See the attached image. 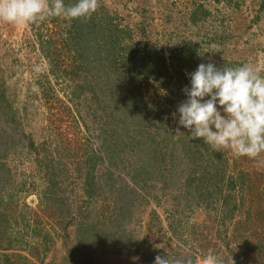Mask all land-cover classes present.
I'll return each mask as SVG.
<instances>
[{"label": "rangeland", "instance_id": "374dc122", "mask_svg": "<svg viewBox=\"0 0 264 264\" xmlns=\"http://www.w3.org/2000/svg\"><path fill=\"white\" fill-rule=\"evenodd\" d=\"M70 1L64 0L66 5ZM262 3L263 0H98L95 16L101 27L111 26L108 32L113 28L116 60L103 59L101 74L92 71L95 78H86L89 74L85 70L66 76L56 66L61 61L62 68L75 67L69 57L73 51L64 45L67 33L59 41L52 31L64 32L66 20L50 17L23 26L0 22V133L12 138V142L1 138L3 145L0 144V264H154L157 255L202 261L209 250L224 264H264V166L222 151L229 165L236 161L244 165L239 170L237 166L234 175L245 169L254 189L245 197L249 201L233 217L226 208H233L234 201L224 198L225 191L222 196H206L203 188L208 178L200 173L204 167L213 166L205 162V153L210 157L208 145L203 144L201 159L194 164L187 158L182 161L180 152L166 148L164 136L160 135L166 131L164 126L171 121L178 102L187 99L183 89L190 87V77L188 83L177 78L175 81L161 75L163 70L159 69L166 66L173 73L176 54L186 43L193 42L198 44L197 56L204 62L252 63L264 70ZM199 4L210 12L206 19L202 15L207 12H192ZM194 13L195 24L191 21ZM57 19L59 26L54 23ZM106 30L101 29L100 35L107 36ZM223 37L230 41L221 45ZM53 42L55 47H51ZM144 54L148 55L147 65L156 72L151 76L142 74L133 61ZM37 67L40 71H36ZM118 95L126 102L121 99L124 103L116 105ZM170 99L174 102L170 103ZM103 100L109 102L106 112L100 104ZM5 106L11 110H5ZM175 116L178 122V113ZM15 128V132L10 131ZM127 128L129 136L124 132ZM112 130L119 137H111ZM149 131L159 145L149 148ZM115 138L123 141V145L118 144L121 154L117 156L122 160H117L119 167L108 170L115 175L117 186L135 187L138 194L131 197L140 196L133 207L123 208L129 213L120 231L125 240L130 239L124 246L139 243L141 249L136 255L133 247V255L116 253L109 241V233L115 232L116 202L100 193L108 188L103 170L94 174L101 191L93 197L77 163L94 154L103 157V140ZM130 138H136L138 146L130 145L135 142ZM173 139L178 141L179 137ZM13 146L18 147L16 153ZM66 149L75 150L77 156H69ZM49 161L55 175L47 171L45 162ZM148 162L155 168L158 165L156 177L144 175L148 183L144 185L142 181L137 186L127 167ZM190 170H196L199 176L193 186L186 184ZM171 177L179 186L172 191L165 188ZM81 206L105 208V224L90 232L81 229ZM91 218L97 221L94 215ZM118 241L122 239L116 244Z\"/></svg>", "mask_w": 264, "mask_h": 264}, {"label": "trees", "instance_id": "16d2710c", "mask_svg": "<svg viewBox=\"0 0 264 264\" xmlns=\"http://www.w3.org/2000/svg\"><path fill=\"white\" fill-rule=\"evenodd\" d=\"M76 2V0H71L70 4H74ZM262 6L264 7V0L262 3ZM204 5L199 4L198 7L193 10L192 12H207V14H203L202 16L205 18L207 15H210V12L208 11V9H206L204 11ZM98 12V10L96 11ZM95 12V13H96ZM95 13L92 15L91 19L88 20L87 22H82L81 20H73L71 21V23H69L67 21L66 24V29L63 31H56L53 28V32L60 37V40H62V37L64 36L65 33H67V36L65 37V47L67 45L70 46L71 50L73 51L69 57L72 58V62L74 64V69L72 68H62V63H59L61 61H58L56 63V66L61 70V72L63 71V74L67 75H74L75 72L77 75L80 74V72H82V70H85L87 74L85 77H92L95 78V76H93L94 74L92 73L93 70H95L96 72H98V75L101 74L100 71V67L101 66V61L103 59H106V61H114L116 60V51L114 50V42H115V38H114V34H113V28L111 29L112 32H108V30L110 27H101L100 24V20H98V18H96ZM193 19L191 20L194 24L197 23V16L194 13L193 15ZM201 16V18H203ZM206 19V18H205ZM260 18L257 17V21ZM58 21H55V25L59 26V19H57ZM102 30H106L105 33H107L108 35H100V32ZM103 33V32H101ZM221 39V38H220ZM219 39V40H220ZM223 41H219V43L221 45H224V43L226 41H230L229 37H223L222 38ZM68 42V43H67ZM56 43H58V41H56ZM103 46H110L109 49H106ZM51 47H55V43H51ZM224 48H221L220 50L222 51ZM198 50H199V46L197 43H189V44H185L182 48V50H180V52H178L175 56V59L177 60V64L175 67V70L173 71V73L169 72L170 70L166 69L167 67L164 66L160 69L163 70L160 74L161 75H165L168 76V78L170 79H175L176 78L179 79L180 81H185L186 83H188V78L190 77L188 76L189 73L195 71L198 67L199 64L201 63H209V62H204L205 60L198 57ZM147 54L141 55L140 57H138L136 60H133L134 62H137L138 64V68L139 70L142 72V74L151 76L152 74H155L156 72L153 71V67L152 65L148 66L146 63V58H147ZM134 57V53L130 56V58ZM76 64V65H75ZM243 63H237V62H226L224 61L223 63L220 64H215L218 68L221 67H236V66H240ZM91 75V76H90ZM90 84H93L92 82H90ZM136 86V85H135ZM133 87L134 90H137L136 87ZM140 86V85H139ZM93 87V85H92ZM118 88H120V86H118ZM174 88H172L170 90V95L172 93ZM100 90V89H99ZM94 91H96V89L94 88ZM119 98H115L114 102L116 105H121V102L125 101L124 97H120V95H118ZM121 99L123 101H121ZM103 104L100 103L103 107V110L106 112L107 109L109 107H106L108 105V101L107 100H103ZM126 102V101H125ZM170 103H173V99L169 100ZM124 103V102H123ZM182 102H178V105H176L175 113L177 112L178 106L179 104ZM106 105V106H105ZM126 109H127V105L125 104ZM5 110L10 111L11 107L10 106H5ZM130 110V109H129ZM145 114H150L149 110L145 112ZM13 117V114H11ZM169 115V114H168ZM176 116L174 115H170V120L168 121L167 125L164 126L165 128L163 130H166L164 132H160V135L164 136V144L165 147L168 148L169 150H171V152H180L181 154H183L182 157V161L183 159L187 158V160H190L192 163L198 161L199 159H201V155L203 153V141L202 139H196L193 140L190 136V133L188 132L187 129L183 128L182 126H178V122H175V118ZM178 118H179V114H178ZM10 120H13V118ZM1 122V121H0ZM180 128V132H177V128ZM17 128L10 130L15 132ZM183 129V130H182ZM127 131V136L130 135L131 131H128V128L124 130V132ZM154 131V130H152ZM152 131L147 132V135L149 137H151V144L149 146V148L153 146H157L160 144L159 141L155 140V135L152 133ZM124 132H121V134H123ZM4 133V132H3ZM120 133V132H119ZM118 136V133L116 131L111 132V137L113 136ZM179 137L178 141L174 140V137ZM119 137V136H118ZM8 140L9 142H12V138L11 135L6 136L5 134L2 135V133H0V144L1 146L3 145L1 140L3 139ZM132 141H135L133 143H131L130 145L132 146H138V142H136V138H130ZM176 142V144L174 143V141ZM15 142V141H14ZM103 144V152H104V156H100L97 154L91 155L87 158L86 161H78L77 163L80 165V174H81V178L82 180L85 182L86 186L91 189V191H93V197L95 193H98L99 191H101V186L98 184L96 177L94 176V174L98 171L103 170L102 172V176H105L107 178V182H106V187L104 190H102L100 193L101 194H105L108 197H113L114 198V202H116V206L114 208L116 218L113 222V226L115 228V232H111L109 233V241L111 243H113V246L115 247V252L116 253H124L126 252L127 255H133V251H132V247L134 248V255L138 254L137 250L141 249L139 248L137 245L139 243H131L132 246H130L129 244L124 246L126 243L130 242V239L128 238V240H125V235L124 237L120 235V231L121 229L125 226V223L127 221V217H128V213L129 212H125L124 209L127 207H133L134 203L136 202V199L140 196H138L137 198H132V195H137L138 192L136 189H134L135 187H131L130 185H123V186H117L118 182L117 180H115V175L113 174V172H111L110 169H114L115 167H119L120 164L117 163V160H122L120 158H117V156H120L121 152L118 149V144H122L123 145V141L121 142L120 139L115 138L113 141L112 140H107V142H105V139L102 142ZM108 144V146H107ZM106 145V146H105ZM0 146V148H1ZM180 146V147H179ZM15 150L14 153H16V150L18 149V147L16 148V146H13ZM128 148H129V144H128ZM68 151V155L69 156H73L76 157L77 154H75V150H73L72 152L69 151L68 149H66ZM211 149H209V147L207 146V151L210 153V157L208 156V153H205V156L208 157V159L205 161L207 163H211L213 164V166H207L204 167L203 171L200 173L202 175V177L208 178V181L205 182L206 183V187L203 188V190H205L206 192V196H213L216 197L218 195L222 196V192L225 191L226 194L224 196V198H230L234 201V207L233 208H226L229 211V216L233 217L234 212L237 211V209H240V207L242 205H245V203H247L249 201V199L245 198L246 195L248 193H250V191H252L254 188L252 186V181L249 180V178L247 177L248 175L246 173H244L245 169L242 171H238V173H240L238 176H235L234 173L237 169L238 166V170L240 169V167H243L244 165H242L241 163H234L233 165H229L230 163H228V159L224 157V153L223 152H215V151H210ZM86 152V150H84V153ZM141 152V151H140ZM174 157V156H173ZM116 161V162H115ZM143 161H146L145 158H143ZM50 162V161H49ZM45 162L46 163V168L47 171L49 173H52L53 175H55L54 172V167L52 166L51 162ZM105 163L107 165H105ZM122 164V163H121ZM195 164V163H194ZM57 165V164H56ZM97 165L100 166V168L96 169ZM123 165V164H122ZM124 166V165H123ZM157 167L155 168L154 165H151L149 162L147 163V165H143V166H128L127 168H130L129 170V175L132 176V180L133 183L136 184L137 186H140L141 183L140 182H144L147 184L148 183V179L145 177L144 175H149L150 177H153V179H155L156 174H157V168L158 165H156ZM202 166H199L198 169H201ZM212 168V169H211ZM65 168V172H66ZM149 173H147V170H149ZM195 169H197V166L195 167ZM78 170V169H76ZM210 171V172H209ZM173 172H171L172 174ZM79 174V175H80ZM66 175H69V172H66ZM72 175V174H70ZM189 177L190 180H192V182L189 180V182H187L186 184L188 186H193L196 182V179L198 176V172L196 170H190L189 172ZM98 178V177H97ZM174 177L170 178V182L167 183L165 185V188H168L169 190H175V188L179 187L177 185H175L177 182H174ZM201 178V177H200ZM200 178H198L200 180ZM96 181V182H95ZM195 181V182H194ZM54 188H56V182L52 181ZM240 186V187H239ZM183 188H187V186L182 185ZM198 187V186H197ZM239 187V188H238ZM2 185L0 186V194L2 193ZM199 188V187H198ZM201 190V189H200ZM239 191V192H237ZM241 194L238 195L237 193ZM202 195V194H201ZM89 197H91V194H88ZM260 201L263 200L262 196H259ZM252 203V200H251ZM212 204V203H210ZM66 206V204H65ZM80 216L82 219V224L80 226L81 229L90 232L94 229H96L97 225H102L105 224L106 220H107V215L105 212V208H95V207H86L84 209L83 206L80 207ZM124 208V209H123ZM51 209V208H50ZM95 216L97 221H94L91 217ZM68 224H70V222H68ZM102 229H98V231L100 232ZM108 235V234H107ZM120 235V236H119ZM112 236V237H111ZM117 238H116V237ZM249 237V236H247ZM122 241H118L116 244L117 240H121ZM115 241V242H114ZM101 247V246H100ZM103 247H109V246H103ZM0 248L3 249V246L0 242ZM9 247L7 246L5 249H8ZM253 259L255 258V256L252 257ZM191 259H193L194 261L196 260V258L191 257Z\"/></svg>", "mask_w": 264, "mask_h": 264}, {"label": "clouds", "instance_id": "9594fccd", "mask_svg": "<svg viewBox=\"0 0 264 264\" xmlns=\"http://www.w3.org/2000/svg\"><path fill=\"white\" fill-rule=\"evenodd\" d=\"M98 6V0H76L70 5L64 0H0V22L23 26L50 17L87 22ZM189 76L190 87L183 89L187 99L177 109L179 126L215 152L230 151L264 166V70L252 63L218 68L209 62L199 64ZM154 264L224 261L209 250L202 261L157 255Z\"/></svg>", "mask_w": 264, "mask_h": 264}]
</instances>
